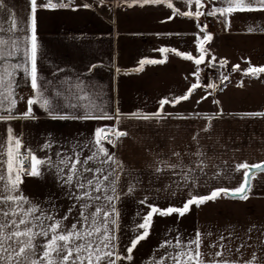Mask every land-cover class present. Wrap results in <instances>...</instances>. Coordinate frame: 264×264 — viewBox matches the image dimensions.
Listing matches in <instances>:
<instances>
[{
	"label": "crops",
	"instance_id": "0c3cea01",
	"mask_svg": "<svg viewBox=\"0 0 264 264\" xmlns=\"http://www.w3.org/2000/svg\"><path fill=\"white\" fill-rule=\"evenodd\" d=\"M3 2L6 7L0 11V26L4 31L0 37L9 43L3 48L0 72L11 75L4 76V85L0 87V115H9L7 109L11 107V115L16 118L0 121V172L7 178L10 161L14 171L19 169L18 155L22 151L42 161L50 157L53 163L74 153L84 160L100 147L95 144L97 130L126 132L119 139L114 135V143L103 142L123 166L117 169L119 199L113 201L119 213L115 217L117 223L108 225L115 228L116 252L121 257L129 254L131 241L142 234L143 229L138 225L150 211L149 205L160 209L182 207L190 196H207L219 188L234 189L243 179V172L236 171L237 164L264 163V115H253L264 113V73L258 77L245 74L251 67H264V11L224 15L217 29L211 31L213 39L207 45L205 37L209 32L203 15L197 18L195 13L228 7L226 3L164 0L160 4L144 5L136 0H77L68 3V7L49 9L40 7L47 0H37L40 90L56 107L55 112H49L40 106L37 90L31 87L30 52L28 56L24 54L25 48L30 49V41L24 42L25 36H31L30 0ZM169 2L172 8L168 7ZM176 10L192 12L193 16L178 15ZM13 16L17 28L10 32ZM201 43L204 53L200 50ZM186 55L193 59H186ZM201 55L204 61L197 65L195 60ZM142 60L163 63L144 64L139 71ZM24 66L29 72L24 71ZM211 67L221 72L220 84L207 78L206 71ZM193 84L199 87L191 90L189 99L179 100L189 94ZM210 84L217 87L209 88ZM258 91L261 96L256 99ZM30 98L38 100L32 105L34 118H23ZM11 99L16 100L14 107ZM165 99L170 103L162 105ZM86 104L94 106V114L98 107L115 119L58 118L79 117L88 110L83 107ZM145 115L151 118L143 119ZM14 139L20 140L19 149ZM45 145L50 146L45 148ZM105 160L101 153L86 165H77L101 170L85 171L81 181L95 182L98 178L102 189L109 188L113 177L109 176L108 180L103 177L112 172L114 165L102 163ZM157 168L161 171L157 172ZM41 173L37 177L21 173L20 194L30 205L56 219L67 215L65 225L75 223L80 204L69 192L77 194L79 190L63 184L54 168L42 165ZM65 173L70 174L67 169ZM75 182L73 177V186ZM107 194H113L110 188ZM93 195L101 196L95 205L107 204L103 190ZM223 196L228 197L221 194L198 207L193 205L182 217L175 213L154 215L149 236L133 249L132 260L121 259L116 264H153V261L158 264L162 257L181 251L174 247L178 242L184 251L189 247L195 249L196 245L190 241L197 233L201 252L208 234L238 228L231 224L238 218H228L230 212L226 211L217 215L219 224L209 227L207 205L254 206L255 212H261L264 217V173L255 175L247 200L229 201ZM252 214L248 212L240 218L251 222ZM203 260L205 264H222ZM164 264L174 261L165 259Z\"/></svg>",
	"mask_w": 264,
	"mask_h": 264
},
{
	"label": "snow or ice",
	"instance_id": "6c2138e0",
	"mask_svg": "<svg viewBox=\"0 0 264 264\" xmlns=\"http://www.w3.org/2000/svg\"><path fill=\"white\" fill-rule=\"evenodd\" d=\"M137 3L146 4H160L164 0H136ZM186 3H191V0H185ZM199 4L200 0H196ZM215 2V0H213ZM224 3L228 7L215 8L208 11L206 14L210 16H216L218 13L221 16L226 14H231L233 12H243V11H264V0H224ZM66 3H54L53 0H47L46 4H41L40 7L56 9L68 7ZM6 5L3 0H0V11H3ZM37 0H30L31 8V36H25L24 42L27 44L30 41V49L25 48V56L29 55L31 60V87L36 91V96L40 98V106L46 111L55 112L56 107L50 102L49 99L43 97V92L41 89V84L39 83L38 77V51L39 44L36 34V13H37ZM84 7H90V5H84ZM168 7L172 8V3H168ZM178 15L192 17V12H179L176 10ZM201 15H205L202 12H196L195 16L198 18ZM172 17H170L171 19ZM17 28L15 17L13 16L11 27L8 31H13ZM4 29L0 26V32ZM253 31V29H249ZM211 35H207L205 39L208 41L212 40ZM9 41L0 37V59L3 58V48L8 45ZM12 47H16V41L12 42ZM201 52L204 53L203 43H201ZM161 51H168L167 49H161ZM175 51V50H173ZM12 55L11 52L7 53ZM179 55V53H177ZM186 59L192 60L193 56L186 55ZM215 59V58H213ZM204 61V55H201L199 59L195 60L197 65H200ZM163 63V61L157 60H142L140 61L141 67L139 71L143 70L144 64H156ZM224 62H221L223 66ZM17 68L21 65H17ZM239 68V65L235 66ZM24 71L29 72V68L24 66ZM264 73V67H251L245 73L246 75H252L258 77L259 74ZM11 75L10 73L0 72V87L4 85V76ZM198 75V74H197ZM224 80L227 76L223 77ZM8 87L11 89L12 82L8 81ZM199 87L198 84H193L189 90V94L184 95L179 98V100H187L191 94L192 89ZM209 88H216L217 85L210 84ZM9 96H12V92L9 91ZM86 99V97H84ZM177 100L176 102H179ZM38 102L37 99L27 100V111L23 114V118H34L32 113V105ZM170 101L165 99L161 101V104H169ZM16 104L15 99H11V105L14 107ZM75 107V105H72ZM85 109L83 115L79 117H69L67 115L59 116V119L66 120L69 118L76 119H115V117L108 115L104 112L102 108L95 107V114L93 113V107L90 105H84ZM9 115H0V121H8L10 119H15L16 117L11 115L12 108L7 109ZM158 115V114H157ZM253 115H264V113H255ZM53 118H57L53 116ZM151 117L145 115L143 119H150ZM112 134L116 136L117 139L127 135L126 132L111 130ZM109 135V132L104 129L97 130L95 144L100 147L97 148L96 152L88 156L84 160L80 159L79 153H74L73 156H66L61 159L58 163H53L51 158L47 161H42L35 155L31 156L30 167L27 169L23 168V161H21V167L14 171L13 164L10 161L8 166V176L5 178L4 174L0 172V264H116L118 260L127 259L132 260V251L136 246L149 236V229L151 227L152 219L154 215L169 216L173 213L178 214V216H184L190 211L193 205L200 206L208 201H212L224 195H230L232 197H238L240 200H247L249 198L248 193L251 191V181L255 179V173L253 169L258 172L264 173V163L252 164L241 163L236 165V171L243 172V179L239 187L234 189L219 188L213 190L210 195L199 196L193 195L183 204L182 207H168L166 209H160L156 206L149 205L150 211L146 216L143 217V222L138 225L139 229H143L142 234L138 235L131 241V246L127 248L126 257H121L116 252V240L117 237L113 234L115 228H109L108 225H116L117 220L115 217L119 215L116 210L114 200L119 199V194L116 191V183L119 180V175L117 174V169H122V164L120 161L116 160L113 154L103 146L104 138ZM108 143H114L112 140H108ZM14 144L17 149L21 147V142L19 139H14ZM50 145H45L47 148ZM106 158L104 162H111L114 165L112 172L108 175H104V180H108L109 176L113 179L110 182L109 188L112 195H108L109 188H103L101 182L97 178L94 180H87L82 182L80 177L83 176L85 171H92L98 173L100 169L93 168H78L77 165H86L88 161L95 160L100 154ZM12 153L9 152L11 157ZM176 155H179L178 153ZM47 165L54 168L56 173L59 175L63 184L68 185L70 188L74 187L79 190L77 194H73L72 191L69 195H73V198L79 202L80 207L78 210V218L75 223L70 225H65L64 220L68 219L65 215L61 219H56L53 215L44 213L42 209L35 205H30V202L20 194L19 185L21 181V173L24 175H29L33 177L40 176L41 166ZM166 167L175 168L177 165H166ZM198 167H200L198 165ZM65 169L70 174L65 173ZM202 170V169H201ZM157 172L161 171L160 168L156 169ZM191 171V170H189ZM73 177H76L75 185L73 186ZM185 181H188L187 175L185 176ZM195 183V181H193ZM103 190L104 200L107 201L106 205H95L94 202L101 199L99 195H93V193H100ZM133 189L130 187L128 189L131 192ZM145 203V201H141ZM26 205H30L25 207ZM71 210H69L70 213ZM201 243L200 234L197 233L195 239L190 241V244L196 245V248H188L184 251V246L179 242L174 247L181 248V251L176 255H170L169 257H162L158 264H164L165 259H171L174 264H205L204 260L201 259L203 253L199 251V246ZM217 255H223V253H217ZM264 258L254 257L252 260L247 262V264H259V261ZM153 264H157L153 261Z\"/></svg>",
	"mask_w": 264,
	"mask_h": 264
},
{
	"label": "rangeland",
	"instance_id": "374dc122",
	"mask_svg": "<svg viewBox=\"0 0 264 264\" xmlns=\"http://www.w3.org/2000/svg\"><path fill=\"white\" fill-rule=\"evenodd\" d=\"M216 2L224 3V0H216ZM219 24L220 23H218V25ZM218 25L212 29L206 28L209 34L212 35L211 31L216 30ZM242 46L243 45L239 46L237 51L241 50ZM206 76L210 79L207 71ZM247 96L251 97L252 94H247ZM260 96L261 92L258 91L255 98L259 99ZM223 197L229 201H243L234 198L230 199L226 196ZM253 208L254 206L247 207V205L224 207V205L221 203L207 205L206 219L209 227H214V224L216 223L219 224V219H216L217 215L226 211L230 212L229 214L227 213L228 218H238L232 220L231 223L232 225H237L238 228H230V230L228 228L220 229L218 230V234H215V232L205 236L206 241L204 244H202L203 247L201 249V253H203L202 258L207 261L222 264H247V262L252 260L254 257L264 258V229L262 230V228H264V217L261 212L256 213L255 209ZM245 209H248V211L244 213ZM248 212L249 214H254L251 222H246V219L240 218V216L244 217L246 214H248ZM218 252L223 253V255H217ZM263 263L264 259H261L259 264Z\"/></svg>",
	"mask_w": 264,
	"mask_h": 264
},
{
	"label": "built area",
	"instance_id": "2783aa9c",
	"mask_svg": "<svg viewBox=\"0 0 264 264\" xmlns=\"http://www.w3.org/2000/svg\"><path fill=\"white\" fill-rule=\"evenodd\" d=\"M77 0H53L54 3H66V4H71V3H75ZM210 11L207 10L205 12V15H203V19H204V25L206 28H210L212 29L213 27H216L218 25V23L222 22L224 20V16H221L219 13L216 16H210L207 15L206 13ZM207 73L208 76L210 77V79L212 80V82L219 84L222 82V75L221 72L219 71V69L217 68H208L207 69ZM107 132H109V135H107L104 140L108 141V140H112L114 139V134H112L111 131L107 130ZM30 160H31V156L28 152L22 151L19 153L18 155V166L19 168L21 167V161H23V168L27 169L30 167Z\"/></svg>",
	"mask_w": 264,
	"mask_h": 264
},
{
	"label": "water",
	"instance_id": "95a60500",
	"mask_svg": "<svg viewBox=\"0 0 264 264\" xmlns=\"http://www.w3.org/2000/svg\"><path fill=\"white\" fill-rule=\"evenodd\" d=\"M212 36V35H211ZM213 37V36H212ZM213 39V38H212ZM212 41V40H211ZM211 41H208L207 42V45H209L210 43H211ZM254 173H255V175L256 174H258V173H261V172H258L257 170H255V169H253L252 170ZM253 181V180H252ZM252 181H251V186H252ZM228 197H230V198H235V199H239L238 197H232V196H230V195H227Z\"/></svg>",
	"mask_w": 264,
	"mask_h": 264
},
{
	"label": "trees",
	"instance_id": "16d2710c",
	"mask_svg": "<svg viewBox=\"0 0 264 264\" xmlns=\"http://www.w3.org/2000/svg\"><path fill=\"white\" fill-rule=\"evenodd\" d=\"M208 35H211V34H208ZM215 66H217V65H215Z\"/></svg>",
	"mask_w": 264,
	"mask_h": 264
}]
</instances>
